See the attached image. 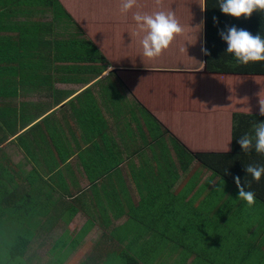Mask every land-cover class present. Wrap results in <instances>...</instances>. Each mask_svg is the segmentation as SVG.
Returning a JSON list of instances; mask_svg holds the SVG:
<instances>
[{
	"label": "trees",
	"instance_id": "1",
	"mask_svg": "<svg viewBox=\"0 0 264 264\" xmlns=\"http://www.w3.org/2000/svg\"><path fill=\"white\" fill-rule=\"evenodd\" d=\"M212 2L213 0H209L208 4L206 49L210 55H206L205 73L248 77L243 81L248 96L246 98L241 96V99L238 101L237 98L235 102L237 111L233 113L230 149L226 150L227 147H222L219 151L193 152L173 136L141 104L136 102L132 105L129 104L130 101H125V96L122 92H119L117 85L113 82V78L117 82L119 81L118 73L112 71L104 79L102 78L110 67L102 48L93 40L84 38L86 36L84 29L73 20L59 0H0V222L5 219L7 213L22 214V223L18 231L19 236H15L13 239L17 243L8 246L9 256L16 259L26 258L28 253L34 249V242L39 237L38 232H42L44 228L48 229V223L52 225H58L61 222L69 223L72 219L70 215H73L76 208V205L72 206L71 202H69V204L71 203L69 205L63 200V202L60 200L55 201L50 197L52 193H65L68 191L63 174L65 170L61 168L70 164L69 159L73 155L72 149L74 147L72 140L60 137L64 132L61 128L63 125L59 126L60 122L57 121L50 126L49 122L56 114L44 118L45 120L43 119L40 124L37 123L51 108L64 105L65 98L72 93L58 90L55 85L59 83L91 85L77 97L79 110L74 113V117L77 118L82 131L87 135L91 134L93 137L90 138L95 139L86 154L87 159H89L87 162L90 164L87 171L93 183L96 181L100 183L91 185L92 193H95L93 199L88 200L81 197L75 200L90 214L86 227L79 233L76 241L72 240V242L67 239V233L63 232V236L52 246L51 253L53 250H62L60 253H56V255H61L63 250H66L68 253L65 252L62 255L69 256L72 250L82 245L83 238L93 232L96 227V220L101 221L99 228L102 231L106 228L113 239H116L115 236L124 237L128 232V230L125 231V228L128 229L137 223L138 229H136L135 239L132 237L128 245L129 249L122 251V264H139L141 257H138L135 252H138L140 245L136 240L140 239L141 236L142 241L145 239L143 236L144 231H148L151 236L148 241L157 243L156 240H159L160 245L163 244L162 241L172 240L171 237H175L179 245H184L186 241H188L186 244H192L191 241L198 244L201 232L198 217L195 215L197 213H191V209L195 210V206H197L195 200L200 199L203 194L205 195V191L208 192V195L204 197L205 201L202 205L205 204L210 210L218 206L219 214H222L223 217L232 212L233 214L236 213L235 215L241 214L244 219L253 220V214L251 213L261 208L264 209V177L256 182L250 176L247 177L244 170L247 164L264 165V155L257 154L254 150L250 153H244L237 143L240 136L252 132L254 123L264 122V116L259 113L239 109L246 106L248 109L255 110L258 105L256 93L264 89V61L250 62L247 65L237 64L234 55L226 52L227 44L220 36L222 30L234 25L249 31L253 35L260 34L264 37V12H254L250 18H235L224 14L220 10L219 0H214V4L210 7ZM46 13L52 14L54 18L51 24L34 19ZM58 20L71 22L76 29L73 34L77 37L68 39L54 37L56 35L54 25ZM82 36L84 37L82 38ZM96 84L102 86L101 102L98 101L92 90V86ZM119 84L121 83L119 82ZM242 87L244 86L242 85ZM44 89L48 91V98L53 100L49 105L48 101L40 103L22 102L21 104L16 102V99H19L22 93H40ZM122 100L125 104L127 103L126 108L120 104ZM136 104L140 106L144 123L137 118L136 110L132 108L137 107ZM69 105H72V103ZM103 106L104 108L113 107V114L117 117L115 121L118 123L125 119L126 112L129 113L133 130L128 124V128L125 130L118 127L116 131H119V133L116 136L109 133V130L112 129L110 127L112 123L110 117L113 114L110 116L104 114ZM127 108H132L131 112H128ZM72 134L74 133L72 132ZM130 134L131 139L125 136ZM28 136L32 137L31 143H26V137ZM116 137H120L124 144L130 142L138 146L136 153L141 155V158L145 161L144 167L134 175L138 177H134V179L138 189L142 190L140 186L143 185L146 187L140 208L144 212H149L147 220L139 223L140 216H137L138 220L132 219L122 228H114L111 225L109 217L106 216L107 209L105 206L107 207V205H103L100 197L101 194H107L113 198V200H110L112 204L114 203L119 209H122L121 206L126 204L131 207L133 212H136V209L131 206V198L126 186L123 187V190H119V185L114 183L109 189L108 185L103 182L105 178L113 177L115 171L120 172L118 158L121 153ZM96 138H102L105 147L99 146V143L96 144ZM141 139L145 144L142 145ZM73 140L75 141L74 136ZM9 144H15L16 147L23 150L22 156L24 158L21 157L18 163L14 162L10 158L11 155L6 151V146ZM44 145L48 150V155L43 152L44 156L40 158L41 151H38L40 149L38 147ZM49 147H55L57 155L54 150H49ZM101 149H105V153H102ZM12 156H19V154L12 153ZM98 161L103 163L100 164ZM109 161H113V164ZM42 163H45L49 173L53 174L51 178L43 175ZM195 163L197 166H194ZM31 164H35L37 167L32 170L27 169V165ZM191 170L194 171L190 175L192 177L191 185L194 186L200 181L199 179L203 173L208 172L211 174L209 180L195 191V197L190 201H186V195L178 198L173 194H169L171 179L176 180L175 178L177 175L179 176L178 172L180 171L186 173ZM159 176L166 182L169 179L170 181L164 183L163 186L156 184ZM236 176L241 178L242 183L246 177L251 181L249 190L256 194V203L253 206L249 207L245 201H238V188L234 179ZM215 178L218 179L217 183L210 190H207L210 187V182ZM139 179H142L143 182H140ZM24 181L30 182L32 188H35L34 185L37 183H39V186H36L37 188L32 189V191H20ZM221 185H223V191H219V194H223L222 206L220 205V199H215L218 194L216 188ZM190 187L183 190L182 193H189ZM42 195L47 196L46 201L41 199ZM162 199L165 200L162 201ZM121 200L123 201L121 202ZM236 203H239L240 214H238V211L232 210L234 208L232 206ZM246 208L251 213L247 212ZM187 209L190 210L186 212ZM75 211L77 212L76 209ZM39 215L47 216L46 220L37 219L36 216ZM169 217L172 218L175 225ZM164 222L173 225L170 230H166ZM24 223H26V228L23 227ZM251 223L253 221H249V224ZM185 224L187 225L185 226ZM2 228L0 225L1 242L3 240ZM52 229L53 227L51 231ZM172 229L177 230L175 236L170 234ZM121 230L122 233L120 234ZM263 231L264 222L261 223V227L256 230V234L252 238L240 234L238 239L240 245L235 246L232 250L229 249L228 252L225 251L224 257L227 258V253H229L237 256L235 257L238 261L237 264H242V260L249 259H258L255 264H264L261 255L264 254L262 251L264 249V239L261 242L262 247L258 246V249H252V247H255L254 237L259 236L260 232ZM104 233L106 232L104 231ZM187 235L189 237L185 238ZM19 237L20 239H18ZM32 240L34 242L30 247ZM19 243L23 245L19 246ZM102 243L104 244V242ZM247 246L253 250L252 253H244ZM1 247H3L2 244H0ZM100 247H102V244H100ZM152 247L154 246L146 242L140 252L156 255L158 249ZM118 251L109 248L96 249L98 257L95 258V261L102 264L108 261L109 258L115 255L118 256ZM186 251L196 253L193 249ZM245 254L247 255L246 259H244ZM4 255L7 256L4 252L0 253V264H7V260H13V258H5ZM185 256L190 257L187 253H185ZM93 258L94 256L89 258L90 263ZM66 259L58 263L63 264ZM199 261L200 255H197L193 264H200ZM210 262H212L211 264H224V261L220 260H210ZM20 263L23 264L26 261ZM28 264L30 263L28 262ZM117 264L120 263L117 262Z\"/></svg>",
	"mask_w": 264,
	"mask_h": 264
},
{
	"label": "crops",
	"instance_id": "2",
	"mask_svg": "<svg viewBox=\"0 0 264 264\" xmlns=\"http://www.w3.org/2000/svg\"><path fill=\"white\" fill-rule=\"evenodd\" d=\"M59 2L71 15L73 20L84 29L86 33L84 38L93 40L102 48L104 55L109 61L110 72L122 71L140 74L139 76H135V74L134 76H130L127 81H124L123 77L120 78V87L121 89L122 87L125 89L127 95H131V104L133 102L141 104L143 108L155 116L173 136L179 138L191 151H219L222 147L229 148L233 127L231 125V117L233 116V113L237 111L235 109V102L237 98L241 99L240 92L242 85L246 87L243 81L244 79H248V77L245 78L243 76L235 75H211L205 73L206 54H204L202 49L207 46L209 0H162L163 9L175 12L179 22L185 28V32L183 35L177 36L170 47L165 50L160 57L154 60H149L143 56L139 37L132 36V33L136 29V24L132 17L133 13L137 11L151 13L158 10L155 0H137L138 6L126 14L120 11L121 0H59ZM213 4L214 0L212 4H210V7ZM181 48H184L185 50L181 52ZM138 71L140 73H138ZM200 76L212 78V80H215L216 82H213V89L208 94H203L204 92L197 88L195 79ZM134 79L136 81H134ZM59 84L69 86L65 91L72 93L65 98L66 102L64 105L56 108L50 107L51 110L47 111L37 123L40 124L44 118L52 117L53 114H56L55 117L50 120V126L57 121L60 122L59 126L63 125L61 128L64 131L63 135H60V137L71 139L74 146L72 149L73 155L69 159L70 164L62 166L61 168L65 170L63 174L66 179L65 184L68 186V191L65 193H52L50 194V197L53 200L72 202V206L76 205L75 209L77 212L74 209L73 215H70L72 219L69 223L61 222L63 228L59 223L52 229V231L51 229L49 230L50 234H53L54 230H61V233L66 232L67 239L72 242V240L76 241L79 233L83 231L90 219V214L86 212L82 206L77 204L75 200L76 198L79 199L81 197H84V199L87 198L88 200L93 199L95 193H92L91 185L100 182L96 181L93 183L88 176L87 171L90 164L87 162L89 159H87L86 154L88 149L92 147L91 143H93L95 139L90 138L93 136L91 134L87 135L84 131H80L79 133L81 128L77 118L74 117V113L79 110L77 97L91 85L86 86L75 83ZM231 93H233L235 97L230 98ZM122 94L124 96L126 95L123 91ZM220 94H224L225 96L220 97ZM38 98L40 99V97ZM213 100L219 101V108H213L211 106L210 102ZM47 101L49 102L48 105L53 102V100L48 97L45 102ZM98 101H102L101 96L98 98ZM71 103L72 105H69ZM136 106L137 118L144 123V117L140 111V106L137 104ZM239 109L247 112L252 111L259 113L258 106L255 107V110L248 109L246 106ZM106 110L107 108H105V111ZM110 127L112 128V123ZM72 132L74 134H72ZM73 136L75 137V141L73 140ZM110 136L114 137L113 135ZM117 142L120 146L119 151L121 153V156L118 158V161L120 162L118 165L120 172L115 171L113 177L105 178L103 182L108 185L109 189L114 183L119 185V190H123V187L126 186L131 198V206L136 209V212H133L131 207L126 204L125 206H121L122 209H119L114 203L112 204L110 200H113V198L107 194H101L100 197L103 201V205H107V207L104 206L107 209L106 216L109 217L111 225L114 228H122L125 227V224L128 221L130 222L132 219L138 220L137 216H140L139 223L147 220L149 218V212H144L143 209L140 208L146 187L143 185L140 186L142 190H140V188L138 189L134 179V177H138L137 175H134L139 173L138 171L144 167L145 161L141 158V155L136 153L138 146L130 142L124 144L121 140H117ZM97 143H99V146L105 147L102 138H96V144ZM11 146L12 145L9 144L6 148ZM200 146H204V148H199ZM15 147L16 145L14 144L10 149L12 150V148L14 149ZM16 148L18 149L19 156L24 158V156H22L23 150L18 147ZM38 148H40L38 151H41L40 158H43L44 154L48 155V150L45 145ZM48 149L54 150L57 155L55 147H49ZM101 150L102 153H105V149ZM43 152L45 153L43 154ZM19 156L15 157L18 158ZM98 162L100 164L103 163L102 161ZM109 162L113 164V161ZM194 166H197L196 163ZM28 168H31V166L27 165V169ZM41 168L43 175H46L49 178L52 177L53 174L49 173L45 163H42ZM192 170L186 173L180 171L178 172L179 176L177 175L175 178L176 180L173 181V179H171L169 184L171 185L169 186V194H173L178 198H181L182 195H186V201H190L195 197V191L206 183L211 176H208V172L203 173L199 179L200 181L194 186L193 184L191 185L192 177L190 175L194 172ZM44 171L46 172L44 173ZM185 177L186 184L180 187L179 182L181 178L184 179ZM157 178L158 182L156 184L162 186L165 185L164 183L170 181V179L167 182L164 181L163 178L161 179V176ZM139 181L143 182L142 179H139ZM217 181L218 179L215 178L210 182V187L207 188V190L214 187ZM189 187V193H182L183 190H186ZM82 192L83 194L81 195ZM205 192V195L203 194L200 196V199L195 200L197 203L195 210L193 211V209H191V213H197L195 215L198 217L197 219L201 232L200 242L196 244L195 241L194 243L191 241L192 244H186L188 242L186 241L184 245H179L178 240L175 237H171L172 240L162 241L163 244L160 245L159 240H156L157 243L148 241L151 236L148 231H144L143 236L145 239L142 241L141 236L140 239L136 240L140 245L138 247V252H135L138 257H141L139 264H193L196 261L197 255H200V264H211L212 262H210V260L224 261V264L238 263L235 259V257H237L236 255H230L227 253V258H225L224 253L225 251L228 252L229 249L232 250L235 246L240 245L238 240L240 234L247 238H252L253 235L256 234V230H258L261 227V223L264 222V209L261 208L260 210L251 213L250 210L246 208L247 212L249 211V213L253 214V220L244 219L240 214L241 210L239 203L241 202H239L232 206V208L234 207L232 210L236 212L238 211V214L240 215H235L236 213L233 214L231 212L226 217H223L222 214H219L218 206L215 207V209L210 210L205 204L202 205L205 201L204 197L208 195V192ZM222 196L223 194H219V192L215 196V199H220L221 206L223 205ZM163 200L165 199H162V201ZM122 201L123 200H121V202ZM189 210L187 209L186 212ZM83 216L88 217V220L86 223L80 224L81 217ZM229 218H231V220H229ZM169 219L175 225L172 218L169 217ZM249 221H253V223L249 224ZM95 224L96 227H99L101 226V221L96 220ZM164 224L166 230H170V227L173 226L169 222H164ZM186 225L187 224H185V226ZM72 226L74 227L72 228ZM69 227H71V231L68 229ZM125 229L124 230L126 232L128 230V232L124 237L119 238L118 236H115L116 239H113L105 228L104 231L106 233H104V236L100 240L95 241L94 260L92 259V262L89 263V258H87L85 262L88 264H98V261H95V258L98 257L96 249L109 248L119 250V255H115L103 263L115 264V258H117L119 259L120 264H122V251L129 249L128 245L132 237L135 239V234L137 233L136 229H138L137 223L130 228ZM43 230H45V228ZM122 230L120 234L122 233ZM176 233L177 230L172 229V233L170 234H174L175 236ZM89 235L83 238L82 245H79L78 248L71 251L68 258L74 257V255L79 256V253L76 251L80 249V247L83 248L92 245L94 241L88 239ZM189 235L185 236V238H188ZM219 238L220 240L218 241ZM254 239L255 247H252V249H258V246L262 247L263 245H261V242L264 239V231L260 232L259 236L256 235ZM145 240H147L146 242H149L150 245L154 246L152 248L158 249L156 255L140 252L146 243L144 242ZM33 242L34 241L32 240L30 247ZM102 242H104V244ZM100 244H102V247L99 248ZM190 249H193L196 253H189L186 251ZM252 249L247 246L244 253H252ZM32 251L33 250H31L26 257V259H28L27 263L29 262L30 264L36 259L35 256H31ZM262 251L264 253V249H262ZM185 253L190 257L187 258ZM261 255L264 260V254ZM204 257H207L210 260L206 258L204 259ZM154 258L157 259L155 260ZM246 258L247 255L245 254L244 259ZM242 262V264H255L258 262V259L242 260Z\"/></svg>",
	"mask_w": 264,
	"mask_h": 264
},
{
	"label": "clouds",
	"instance_id": "3",
	"mask_svg": "<svg viewBox=\"0 0 264 264\" xmlns=\"http://www.w3.org/2000/svg\"><path fill=\"white\" fill-rule=\"evenodd\" d=\"M155 3L158 10L151 13L137 11L132 17L136 24L132 36L139 37L143 56L149 60L160 57L175 38L185 32L174 11L164 10L162 0H155ZM137 6V0H121L120 11L126 14ZM219 6L224 14L235 18H250L254 12H264V0H219ZM220 36L227 44L226 52L234 55L237 64L247 65L250 62L264 61V37L260 34L253 35L233 25L222 30ZM184 50L180 49L181 52ZM202 51L210 55L206 48ZM256 96L259 114L264 116V89L256 93ZM237 143L244 153L254 150L257 154L264 155V122L254 123L252 132L240 136ZM244 170L247 177L250 176L256 182L264 177V165L247 164ZM247 177L243 183L239 176L234 179L238 188V200L245 201L247 206L251 207L256 203V194L249 190L251 181ZM216 191H223V185L217 187Z\"/></svg>",
	"mask_w": 264,
	"mask_h": 264
},
{
	"label": "rangeland",
	"instance_id": "4",
	"mask_svg": "<svg viewBox=\"0 0 264 264\" xmlns=\"http://www.w3.org/2000/svg\"><path fill=\"white\" fill-rule=\"evenodd\" d=\"M34 19L38 20V21H41L43 23H48V24H51L53 22V20H54L52 14H50V13H46L44 15H40V16L34 18ZM54 29H55V32H56V35L54 37H57L58 39H68V38H71V37L72 38H76L77 37V35L75 36L73 34L74 32H76L75 26L69 21H59V20L56 21V23L54 25ZM83 37L84 36H82V38ZM119 60H120V58H119ZM110 71H109V69L106 70V72L103 74L102 78L104 79L106 76H108ZM116 72H118L119 81L117 82L113 78V82L117 85V88H118L119 92L123 91L124 94H126V92H125V89L123 87H122V89L120 87V85H121V84H119V82L121 83V79L120 78L123 77L124 81H127L128 78L130 76H134V74H135V76H139L140 75V74H137V73H128V72H122V71H116ZM138 73H140V72L138 71ZM134 81H136V80L134 79ZM229 81H231V80H229ZM195 82H196L197 88L204 92L203 94H208L213 89V82H215V80H212V78H205L203 76H200V77L195 79ZM55 86H56V88L58 90L59 89L60 90H65V89H67V87H69V86H65V85H61V84H56ZM92 90H93L94 95L97 98H100V95H101V92H102V86H100L99 84H96V85L92 86ZM240 94H241V96L243 98H246L248 96L247 92H245V87L241 88ZM219 96L220 97H224L225 95L224 94L223 95L220 94ZM38 97H40V99ZM47 97H48V91H46V89H44L40 93H36V92L22 93V96L19 99H16V102L20 103V104L22 102H39V101L40 102H45ZM232 97H235L233 93L230 94V98H232ZM125 100L126 101H130L129 104H131V100H132L131 99V95H129V94L127 95L126 94L125 95ZM239 100L240 99H238V101ZM210 103H211V106L213 108H216V107L219 108L220 107L219 101L213 100ZM120 104L122 106H125V108H126V104H125V102L123 100L120 102ZM132 105H134V102L132 103ZM133 108H134V110H136L137 107H133ZM103 110H104L103 113H106L109 116L114 113L113 107H109L105 111V108L103 106ZM126 110L128 112H131L132 108H127ZM125 115H126V117H124L125 119H122L120 121V123L115 121V120H117V117L114 114L112 115V117H110V121H112V129L109 130V133H111L114 136H116V134L119 133V131H116V129L118 127H121L122 130H125L126 128H128V124L131 126V128L133 130V127H132L133 125H132L129 113L126 112ZM231 118H232V120H231V125H232L233 116ZM80 131L82 132L81 129L79 130V133H80ZM125 136H127V135H125ZM128 137H129V139H131V134L128 135ZM116 138H117L118 141L121 140L120 137H116ZM177 139L183 145H185L179 138H177ZM31 140H32L31 136L26 137V143H29V142L31 143ZM141 142H142V145L145 144L142 139H141ZM11 147H13V145ZM11 147L6 148V151L10 155L12 153L13 154H18V149L15 147L14 149L12 148V150H13L12 151L10 149ZM199 148H204V146H200ZM226 149L229 150L230 148H226ZM10 158L14 159V162L18 163L20 161L21 157L19 156L17 158L15 156L11 155ZM30 166H31V168H29V170H32L34 167H37L35 164H31ZM208 176H210V173H209ZM38 184L39 183L35 184L34 185L35 188H32V185L30 184V182L24 181L22 183V186L20 187V191L21 190L32 191V189H36L37 188L36 186H39ZM184 184H186V177L184 179L181 178V180L179 182V186L181 187ZM41 199L46 201L47 200V196L42 195ZM55 201H58V200H55ZM65 203L69 204V202H66V201H65ZM36 217H37V219H39L41 221L42 220L44 221V220H46L47 216L45 217L43 215H39V216H36ZM21 219H22V214H9V213H7V216L5 217V219L0 222L1 227H3L1 229V232H2L1 235L3 237V240H2V242L0 241L1 242L0 244H2L3 247L0 248V253L4 252L5 254H7V256L4 255L5 258H13L12 261H8L7 260L6 261L7 264H21L20 262L25 261V260H26V263H23V264H28L27 263L28 259H26L25 257H20V258L16 259V258H14L12 256H9L10 253H9L8 246H11V244H16L17 243L13 239L15 238V236L16 237L19 236L18 231H19L20 224L22 223ZM87 220H88V217L83 216V217H81V221L80 220L79 221H80V224L81 223L84 224V223H86ZM53 222H55V221H53ZM47 225H49L48 229L45 228V230H43L42 232L39 231L38 232L39 237L37 238V241L34 242V245H33L34 249L32 251L31 256H36V259L32 262V264H39V263L40 264H43V263H45V264H59L58 262L64 260L65 258H67V259L64 261L63 264H81V263L85 262L87 258H90L91 256L95 255V247H94V244L96 245L95 241L100 240L104 236V232L102 231V229H100L99 227H95V229L93 230V232H91V234L89 235V238H88L90 241H94L92 243V245L91 246H85L83 248L80 247V249H78L76 251V252L79 253V256L74 255V257L68 258L69 257L68 255H66V254L62 255V254H64L66 252V250H63L61 255H56V253H60L62 250H53V252L51 253L52 246L63 235V233H61L62 232L61 230H54V233L50 235V232L48 230H50L52 227L55 228L56 225H52L51 223H48ZM60 226L63 228L61 223H60ZM23 227H26V223L23 224ZM73 227L74 226H72V228ZM68 229L70 231L72 230L71 227H69ZM18 239H20V237ZM20 245H23V244L19 243V246ZM66 253H68V252H66ZM117 261H118V263H120L119 259L115 258L116 264H117ZM89 263H90V261H89Z\"/></svg>",
	"mask_w": 264,
	"mask_h": 264
}]
</instances>
